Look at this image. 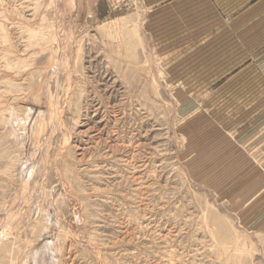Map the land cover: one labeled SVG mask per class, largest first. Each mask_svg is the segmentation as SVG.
I'll use <instances>...</instances> for the list:
<instances>
[{
	"label": "rangeland",
	"instance_id": "obj_1",
	"mask_svg": "<svg viewBox=\"0 0 264 264\" xmlns=\"http://www.w3.org/2000/svg\"><path fill=\"white\" fill-rule=\"evenodd\" d=\"M0 264H264V0H0Z\"/></svg>",
	"mask_w": 264,
	"mask_h": 264
},
{
	"label": "crops",
	"instance_id": "obj_2",
	"mask_svg": "<svg viewBox=\"0 0 264 264\" xmlns=\"http://www.w3.org/2000/svg\"><path fill=\"white\" fill-rule=\"evenodd\" d=\"M247 1L250 2V3H253V2H258V1L260 2L262 0H244V2H247Z\"/></svg>",
	"mask_w": 264,
	"mask_h": 264
}]
</instances>
